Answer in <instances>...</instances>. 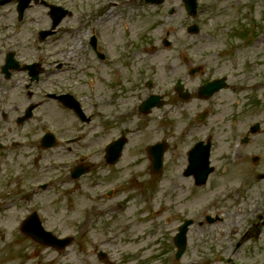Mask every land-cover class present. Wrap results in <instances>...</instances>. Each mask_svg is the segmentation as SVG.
<instances>
[{"label":"rangeland","instance_id":"rangeland-1","mask_svg":"<svg viewBox=\"0 0 264 264\" xmlns=\"http://www.w3.org/2000/svg\"><path fill=\"white\" fill-rule=\"evenodd\" d=\"M50 1L68 8L71 13L57 26L56 32L43 41H39L38 31L50 28L48 8L32 3L18 20L14 2L0 7V61L3 62L10 49L26 62L39 60L43 63L37 56L47 53L46 61L51 64L46 66L42 76L47 77L43 79L44 85L52 91L65 90L63 86L77 91V98L84 101L82 110L91 121L84 124L75 121L72 112L46 97L42 92L43 83L40 88L29 87L32 93L27 94L25 72L14 73L10 81L0 74V141L6 135L10 145L0 150V264H226L230 256L236 264H264V234L258 242L243 243L232 253L230 249L233 250L237 235L232 238L228 224L198 226L196 223L202 220V213L208 211L214 201L219 206L224 205L220 204L224 199L220 192L233 182L230 178L223 181L227 185H218L221 173L263 172L264 125L247 145L238 147L240 162L235 167L231 163V144L238 135L221 130L222 119L225 118L226 125H232L244 108L228 107L224 115L221 112L224 101L220 97L212 100L213 114L202 135L210 130L214 171L205 186L196 187L182 175L188 143H176L175 134L181 126L175 128L172 140L168 139L169 148L162 169L151 174L141 145L155 142L163 133L156 111L143 114L137 109L145 93L159 92L156 86L148 88L149 79L164 91L168 90L175 73L170 72L172 68L167 62L176 52L178 59L175 61L181 60L183 52L204 59V55L216 54L215 50L230 41L231 33L206 40L203 36L206 17L208 24H219L224 15L228 21L238 15L245 28H250L251 24L264 23V0H216L211 5L207 3L211 0H200L199 21H195L200 32L196 35L187 31L191 21L181 0H164L158 5L144 0H118L123 8L117 9L119 16L109 21L105 16L110 0ZM168 8H172L174 14L169 15ZM204 9L210 13L207 15ZM123 22L127 26L125 33ZM116 27L119 33L114 36ZM166 28L173 31L169 37L170 47L161 42ZM255 31L257 45L246 48L245 55L248 57L252 53L254 61L264 63V25ZM93 34L97 38V48L105 53L102 60L90 50L88 40ZM138 46L157 51L149 53L148 49L146 52L138 49L143 52L141 56L128 63L129 51L124 59L126 64L119 61L110 65L113 48L116 56L120 48L137 50ZM205 59L219 60L215 55ZM60 63L62 67L58 68ZM90 76L95 78L93 82L99 98L108 97L103 105L97 102L96 107L91 105L93 101L88 94L95 90L87 85ZM117 80L123 81L125 87L116 88ZM142 87L144 92L138 91ZM29 104H36L31 120L17 126L15 118L21 116ZM260 107L264 109L262 104L255 109L245 108L247 112L238 117V128L244 127L250 119L262 118L264 112ZM45 129H53L63 137L79 134L82 147L73 150L74 154L90 147L101 148L103 142L120 135H125L128 142L117 164L109 165L102 160V154H96L82 161L89 166L88 172L73 180L70 171L74 165L68 164L73 153L69 154L67 149L64 153L61 146L40 148L39 139ZM220 151L225 152V158L219 157ZM255 155L260 160L252 164L249 158ZM67 158V163H62V159ZM43 183L47 184L44 190L35 187ZM29 193L33 194L32 198L24 201ZM32 209H36L43 225L55 235H71V243L56 250L23 236L19 225ZM183 218H193L195 222L188 229L183 256L175 261L172 237ZM99 251L106 253V257H99Z\"/></svg>","mask_w":264,"mask_h":264},{"label":"flooded vegetation","instance_id":"flooded-vegetation-1","mask_svg":"<svg viewBox=\"0 0 264 264\" xmlns=\"http://www.w3.org/2000/svg\"><path fill=\"white\" fill-rule=\"evenodd\" d=\"M146 2V0H144ZM216 0H211L207 3L209 5L213 4ZM15 3V2H14ZM164 1L161 3L163 4ZM207 3L205 5H207ZM16 4V3H15ZM122 3L119 4L118 0H110V14L115 12L117 9L123 8ZM229 6V5H226ZM225 6V7H226ZM205 10V9H204ZM119 11V10H118ZM210 13V10H205ZM119 12H117L116 16ZM252 15V13H251ZM119 16V15H118ZM118 19V18H117ZM210 19V18H209ZM206 25L203 30V36L206 40L212 41L215 35H224L227 36L229 34L230 41L224 42L218 50H215L216 54L204 55V59L195 56L193 54H188L192 61L188 60L187 57L180 56L181 60L175 61L178 59L177 52L172 56L170 62H167V66L172 70L171 73H175V76H181V83L177 84V79H172L168 90L164 91L161 86L155 85L154 82L148 81L146 85L148 88L157 87L159 92L152 93L148 91L145 95L155 94L159 96L158 102L159 106L155 108L156 111V119L161 124V129L163 133V137L161 140H165L168 143V139L173 138V134L175 133V128L181 126L179 130L175 134L176 143L178 144H186V150L184 158L185 163L187 162L188 152H191V157L193 159V163L195 165V171L198 172L202 170L203 156L204 152V143L207 142L212 136L208 133L206 135H202V131L208 127L207 124L202 123V119L204 117H210L213 114V104L212 100L220 97L225 106L222 107L221 112L225 115V111L227 108L235 107H243L244 109H240L238 112L239 116H236V122L232 125H226L225 118L222 119L224 124H222L221 130L225 132H229L232 136L237 134L239 136V145H243L241 139L242 135L245 132L250 130V127L254 123H258L257 131H261L264 125V115L262 118H253L250 119L244 127L238 128L240 115L247 112L248 107L255 109L258 106L264 105V63L259 62V60L254 61L252 53L248 54V57L245 55L246 48H255L258 42L257 32L255 29L264 25L263 22H257L258 24H251L250 28H245L246 25L241 23L242 19L239 20L238 15L232 21H228L226 16L224 15V19L221 23L208 24V18H205ZM203 23V24H204ZM124 29L127 30V26L125 22H123ZM218 26V28H216ZM253 26V27H252ZM254 28V29H253ZM123 31V33L125 32ZM152 47V46H151ZM115 48H113V53L110 51V65L113 63H119V61H123L126 57L127 52L131 51V60L134 57H139L143 52H146V47L142 48L143 52H139L137 50H130L129 48H120L118 51V55L115 56ZM157 51L155 48H149V53H155ZM112 53V55H111ZM209 55H215L219 58L216 61H208L207 58ZM6 57L4 55L3 64L0 61V74L4 77L5 80L10 81L12 79L13 74L20 71L18 67L6 66L4 70L2 67L6 63ZM201 58V59H200ZM129 63V62H128ZM20 66L28 65L29 62L22 61L19 62ZM49 65V62H43L41 68L40 76H43L46 72V66ZM49 67V66H48ZM60 67V66H58ZM9 72V74H8ZM26 73V87L29 88L35 84V82L28 75V72L21 71ZM43 79L47 77H42ZM46 81V80H45ZM118 82V83H117ZM111 83V82H110ZM212 83H216L211 85ZM45 84V83H43ZM116 88L118 86L125 87V84L121 80H117L116 84H114ZM45 95L48 99L53 98L56 102L60 103V99H57L58 96L61 95H71V97L77 100V95L75 92H70L67 88H60V91L56 96H49L50 89L44 85ZM113 88V86H112ZM144 92V87L139 88L138 91ZM114 91V90H113ZM113 91L111 94H113ZM32 90L27 94L31 95ZM138 95V94H137ZM147 96L142 98V101ZM225 97V98H224ZM262 100V101H261ZM79 101V100H78ZM138 102V105L140 102ZM261 101V103H259ZM1 103V102H0ZM118 106V105H117ZM119 107V106H118ZM65 108V107H64ZM82 108V107H81ZM73 113L71 109L65 108ZM261 112H264V109L260 107ZM74 114V113H73ZM3 115V114H2ZM75 115V114H74ZM19 117V116H18ZM18 117L15 118L16 123H18ZM88 121L81 122H89L91 121V117L88 116ZM18 119V120H17ZM31 120V117H30ZM79 120V119H78ZM80 121V120H79ZM170 131V132H169ZM183 131V134L186 135L187 139L185 142L180 143L178 140V134ZM239 132V134H238ZM170 133V134H169ZM249 139L246 143H249ZM0 141V150L6 149L8 146L6 135H3ZM172 140V139H171ZM3 141V142H2ZM11 144L13 141L10 142ZM246 144V145H247ZM244 146V145H243ZM68 151H72V147H66ZM220 158H225V152L220 151ZM241 153V152H240ZM239 153V154H240ZM236 156L237 163L239 161L238 156ZM212 157V148L209 152V160L211 162ZM76 157H73L75 159ZM259 158V157H258ZM260 158L258 159V161ZM240 162V161H239ZM82 163V160L76 162V164ZM262 171L258 172H225L219 175L220 180L218 181V185L222 184L224 180L232 179V184L227 185L223 183L222 185H227L223 188V201L220 204L223 206H219L217 201H214L211 207H209L207 214H210L215 221L213 223H208V225L220 223V224H228V227L231 229L232 238L233 235H237L234 237V246L233 250L230 251L233 253L243 244H254L258 242L262 235L264 234V165L261 167ZM194 174L188 177L193 183L194 186ZM213 174V173H212ZM211 175V174H210ZM209 178V177H208ZM208 181V179H207ZM206 181V183H207ZM217 185V186H218ZM205 186V185H203ZM200 187V186H196ZM237 225V226H236ZM239 230V233H238ZM221 235H224L222 233ZM232 257H227L226 264H236L232 262Z\"/></svg>","mask_w":264,"mask_h":264},{"label":"water","instance_id":"water-1","mask_svg":"<svg viewBox=\"0 0 264 264\" xmlns=\"http://www.w3.org/2000/svg\"><path fill=\"white\" fill-rule=\"evenodd\" d=\"M187 1H189V0H187ZM186 6H188V4L186 5ZM190 6V5H189ZM64 14H62V15H60V16H54V25H56L57 24V22L59 21V19H60V17H62ZM51 32H42V39L46 36V35H48V34H50ZM116 150H117V152H119L120 151V146L119 145H117L116 146ZM164 149V146H163V148H161V150H159V152H158V155H159V159H160V155H161V153H162V150ZM159 159L157 160V161H159ZM34 225H35V232H34V234H31L32 235V237L35 239V240H37V241H39V242H42V243H45V244H50V245H54L55 246V244H53V243H55L56 241H54V240H56V239H54V237H52V235H50L49 233H42L41 231H40V226H39V224H38V222H35L34 223ZM22 230L24 231V232H26V229L28 228L27 227V225H26V222H24L23 224H22ZM27 233V232H26ZM177 240H181L182 242L184 241V239H183V237L181 238V237H177ZM62 242H61V245H57L56 247H59V248H61V247H63L64 245H66V244H68L70 241H71V238H68V239H66V240H61ZM184 244H178V246H179V248H178V253H177V255H179L180 256V254H181V252H182V250H183V246Z\"/></svg>","mask_w":264,"mask_h":264},{"label":"bare ground","instance_id":"bare-ground-1","mask_svg":"<svg viewBox=\"0 0 264 264\" xmlns=\"http://www.w3.org/2000/svg\"><path fill=\"white\" fill-rule=\"evenodd\" d=\"M105 20H107V21L112 20V18L110 17V9H108V13L105 16ZM116 33H117V31L115 32V35H116Z\"/></svg>","mask_w":264,"mask_h":264}]
</instances>
